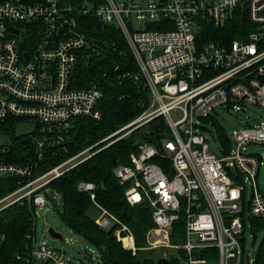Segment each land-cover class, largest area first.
Returning <instances> with one entry per match:
<instances>
[{
	"label": "built area",
	"instance_id": "2783aa9c",
	"mask_svg": "<svg viewBox=\"0 0 264 264\" xmlns=\"http://www.w3.org/2000/svg\"><path fill=\"white\" fill-rule=\"evenodd\" d=\"M239 6L256 24L247 39L228 46L201 41L205 24L218 26ZM86 16L121 31L138 66L135 72H121L142 82L149 102L114 133L41 171L50 148L67 151L73 118H102L99 86L72 85L80 52L101 54L109 45L84 31L80 21ZM153 25L166 28H148ZM261 77L264 0H84L79 7L67 0H0V138L20 121L33 125L23 134L31 148L24 150L22 162L11 160L13 140L0 141V211L15 203L34 208L27 255L17 259L24 258V264H75L64 249L36 243V212L47 206V185L93 155L102 142L162 122L163 128L155 129L156 142L140 143L129 164L114 168L129 203L146 201L151 208L154 225L146 232L143 249L162 250V258L182 250L185 264H264V246L254 258L243 246L248 231L253 239L256 234L247 224L264 218V191L257 181L264 163L258 150L264 146V116L256 125L234 130L229 144L222 143V154L213 151L198 125L219 106L245 111L246 104H253L264 109ZM9 181L18 186L6 193ZM95 187L92 182L79 184L85 191ZM181 220L183 241L173 243L175 223ZM96 221L104 228L119 222L106 210ZM122 226L117 235L136 254L135 238ZM257 240L258 235L255 244Z\"/></svg>",
	"mask_w": 264,
	"mask_h": 264
},
{
	"label": "trees",
	"instance_id": "16d2710c",
	"mask_svg": "<svg viewBox=\"0 0 264 264\" xmlns=\"http://www.w3.org/2000/svg\"><path fill=\"white\" fill-rule=\"evenodd\" d=\"M82 1L84 0H67L76 7H79ZM80 22L89 37H95L109 44L104 47L101 54H87L81 51L72 73L73 86L88 87L96 83L102 90L103 95L99 101L102 118L95 119L89 116L73 118L68 132L70 140L65 142L67 151L65 152L63 147L50 148L46 160L41 164V171L58 165L114 133L136 118L143 111V105L149 102V91L142 82L135 81L131 77L125 78L121 72L126 68H131L134 72L138 69L121 31L115 25L94 17H82ZM148 28L166 27L153 25ZM255 29L256 24L249 17L247 10L239 6L218 26L205 24L201 41H214L218 45L228 46L236 39H247L249 33ZM117 67L120 70L116 69ZM150 125L152 123L136 128L122 137L124 132L119 133L95 146L91 151L93 155L47 185L50 189L48 194L50 200L53 199L52 193L61 195L58 202L60 208L54 201L56 205H53L62 223L72 232L83 237L99 252V264H185L182 250L169 252L168 262L164 263L159 262L162 257L157 255L156 250L143 249L146 246V232L154 225L151 208L146 201L130 204L125 194L126 187L120 184L114 173V168L118 164H129L130 154L137 151L140 143L156 142L159 132L155 128L151 133H146V126ZM221 136L224 142H230L225 133ZM28 148H31L28 137L13 136L11 160L22 162L24 150ZM32 150L30 153H33ZM83 181L94 183L95 189L93 191L79 189V184ZM9 182L12 183L4 191L6 193L18 186L17 182ZM92 193L95 194L94 198ZM93 208L101 212L106 210L119 222H115L111 228H104L91 215L90 211ZM33 216L34 208L27 203H15L0 211V243L4 241L3 247H0V264H24V258L20 260L17 256L27 255L31 242L29 236L34 229ZM260 221H264V218L252 219L255 231L258 228L255 226ZM122 225H126L135 238L138 247L136 254L126 248L115 233ZM183 232V221L176 222L172 242H182Z\"/></svg>",
	"mask_w": 264,
	"mask_h": 264
},
{
	"label": "rangeland",
	"instance_id": "374dc122",
	"mask_svg": "<svg viewBox=\"0 0 264 264\" xmlns=\"http://www.w3.org/2000/svg\"><path fill=\"white\" fill-rule=\"evenodd\" d=\"M120 3L128 0H116ZM139 2L140 0H135ZM143 4H146V0H142ZM137 25L135 24V27ZM264 109L260 106L253 104H246V110L242 108L227 110L225 107H217L214 116L208 119H201L198 123L200 132L208 139L213 151L217 154H222V143L224 142L222 133H225L227 137H232L234 130L244 127L247 124L256 125L258 121L263 120ZM154 129V124L146 126V133L149 134ZM33 130V125L20 121L12 129L11 133H3L1 135V142H10L13 140V136H23L27 132ZM165 134H168V130H165ZM229 144V143H228ZM260 153H264V146L259 149ZM258 184L261 190L264 191V163L260 167V172L257 177ZM252 186L251 183L247 184V195L251 197ZM53 199H48V203L45 209H37L36 212V243L46 242L54 247L62 248L66 251L69 258L75 264H99V252L83 237L72 232L67 226H65L59 216V213L53 204L57 203V207L60 208V194L52 193ZM53 201L55 203H53ZM56 205V204H55ZM91 215L96 219L100 216L101 211L93 208L90 211ZM255 224H247L248 230L253 228ZM258 227L255 233L258 235V240L255 246H252L253 237L248 231L245 236L246 239L243 242V246L247 252H250L254 258L264 246V221H260L256 224ZM53 228L56 232L60 233L63 239L53 237L49 229ZM121 226L117 232L122 229ZM122 241V240H121ZM157 255L161 256L165 252L162 250H156Z\"/></svg>",
	"mask_w": 264,
	"mask_h": 264
},
{
	"label": "water",
	"instance_id": "95a60500",
	"mask_svg": "<svg viewBox=\"0 0 264 264\" xmlns=\"http://www.w3.org/2000/svg\"><path fill=\"white\" fill-rule=\"evenodd\" d=\"M22 46H24V43H22ZM28 55V54H27ZM261 79L264 80V77H261ZM154 128L157 130L158 128L159 129H162L163 128V123L162 122H158L154 125ZM174 173V170H172V174ZM49 232L50 234L53 236V237H56V238H60V239H63L62 235L58 232H56L53 228H50L49 229ZM256 238H257V234H254V239H253V245L255 244V241H256ZM4 245V241H2L0 243V247H3ZM159 262H164V263H167L168 262V259L167 258H162L159 260Z\"/></svg>",
	"mask_w": 264,
	"mask_h": 264
}]
</instances>
